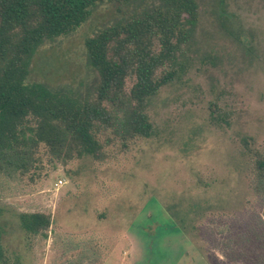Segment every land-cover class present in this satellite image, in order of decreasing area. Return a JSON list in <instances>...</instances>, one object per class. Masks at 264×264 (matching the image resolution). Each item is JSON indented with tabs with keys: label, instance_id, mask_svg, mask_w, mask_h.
Wrapping results in <instances>:
<instances>
[{
	"label": "rangeland",
	"instance_id": "rangeland-1",
	"mask_svg": "<svg viewBox=\"0 0 264 264\" xmlns=\"http://www.w3.org/2000/svg\"><path fill=\"white\" fill-rule=\"evenodd\" d=\"M163 1L96 4L73 32L43 40L26 82L92 97L85 39ZM195 1L178 74L148 101L149 137L101 131L102 159L63 160L40 143L28 171H0L4 264H264V195L253 189L264 154V0ZM20 212L45 213L48 228L25 231Z\"/></svg>",
	"mask_w": 264,
	"mask_h": 264
},
{
	"label": "trees",
	"instance_id": "trees-1",
	"mask_svg": "<svg viewBox=\"0 0 264 264\" xmlns=\"http://www.w3.org/2000/svg\"><path fill=\"white\" fill-rule=\"evenodd\" d=\"M104 1L126 5L134 0H0L1 172L28 171L40 143L63 160L82 155L102 159L97 133L110 130L123 140L153 133L146 107L178 74L176 53L198 18L195 0H164L133 10L86 38L88 62L98 74L90 98L26 82L30 56L43 40L73 32ZM163 66L169 69L158 75ZM131 77L133 84L126 91ZM254 163L253 189L264 195V154L258 153ZM18 218L30 233L49 226L45 213L20 212ZM1 237L0 224L4 264Z\"/></svg>",
	"mask_w": 264,
	"mask_h": 264
},
{
	"label": "built area",
	"instance_id": "built-area-1",
	"mask_svg": "<svg viewBox=\"0 0 264 264\" xmlns=\"http://www.w3.org/2000/svg\"><path fill=\"white\" fill-rule=\"evenodd\" d=\"M58 182H59V183H61L62 181H61V180H59Z\"/></svg>",
	"mask_w": 264,
	"mask_h": 264
}]
</instances>
